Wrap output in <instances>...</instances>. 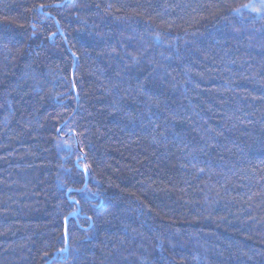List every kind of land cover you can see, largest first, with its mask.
I'll use <instances>...</instances> for the list:
<instances>
[{
  "label": "trees",
  "instance_id": "16d2710c",
  "mask_svg": "<svg viewBox=\"0 0 264 264\" xmlns=\"http://www.w3.org/2000/svg\"><path fill=\"white\" fill-rule=\"evenodd\" d=\"M259 0H0V264H264Z\"/></svg>",
  "mask_w": 264,
  "mask_h": 264
},
{
  "label": "rangeland",
  "instance_id": "374dc122",
  "mask_svg": "<svg viewBox=\"0 0 264 264\" xmlns=\"http://www.w3.org/2000/svg\"><path fill=\"white\" fill-rule=\"evenodd\" d=\"M264 7V0H259L255 6L252 7V10L256 11L257 13L262 10Z\"/></svg>",
  "mask_w": 264,
  "mask_h": 264
}]
</instances>
